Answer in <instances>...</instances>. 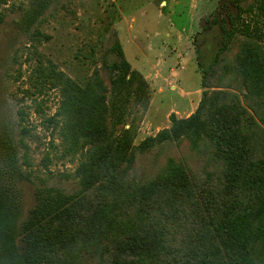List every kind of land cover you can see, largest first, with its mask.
Listing matches in <instances>:
<instances>
[{
	"label": "trees",
	"instance_id": "16d2710c",
	"mask_svg": "<svg viewBox=\"0 0 264 264\" xmlns=\"http://www.w3.org/2000/svg\"><path fill=\"white\" fill-rule=\"evenodd\" d=\"M253 11L257 21L237 24L242 13ZM259 20L264 25V0H252L229 28L222 25L221 46L202 67L194 112L184 118L171 113L169 127L137 145L136 127H125L126 115L131 98L146 109L148 85L130 67L120 43L110 47L116 59L101 64L105 76L95 68L79 84L54 67L44 73L60 89L59 105L47 122L57 130L64 153L80 152L77 183L70 191L38 186L35 204L22 218L19 184L29 181L23 166L30 162L16 145L26 149L29 130L21 128L16 145L3 130L0 264H264V28ZM234 41L237 50L228 55ZM222 77L236 90L221 89ZM184 138L193 148L200 143L209 148V165L196 172L171 158L147 180L129 173L140 152Z\"/></svg>",
	"mask_w": 264,
	"mask_h": 264
},
{
	"label": "rangeland",
	"instance_id": "374dc122",
	"mask_svg": "<svg viewBox=\"0 0 264 264\" xmlns=\"http://www.w3.org/2000/svg\"><path fill=\"white\" fill-rule=\"evenodd\" d=\"M252 0H4L0 5V137L8 130L16 145L21 128L29 181L19 185L22 218L35 204L40 185L75 188L80 152L64 153L57 130L48 124L60 102V89L44 76L51 67L83 84L102 62L116 59L110 51L120 43L126 61L148 85L147 107L129 101L126 125L136 127L134 145L170 126L169 115L189 116L202 94V67L221 46L222 25L251 6ZM251 14V15H250ZM241 20L257 21L254 11ZM249 16V17H247ZM264 28L261 21L258 23ZM237 50L234 43L227 54ZM200 62L202 63L200 65ZM203 65V66H202ZM228 77L217 85L226 87ZM233 84V83H232ZM243 99L240 98L242 102ZM110 122V120L108 121ZM120 126H117L119 128ZM209 148H193L188 139L157 145L140 152L131 164L136 179L147 180L171 158L199 171L209 165ZM2 146L0 142V158Z\"/></svg>",
	"mask_w": 264,
	"mask_h": 264
}]
</instances>
